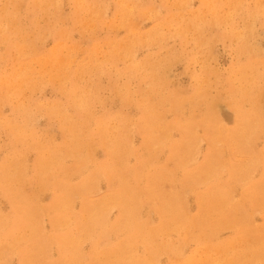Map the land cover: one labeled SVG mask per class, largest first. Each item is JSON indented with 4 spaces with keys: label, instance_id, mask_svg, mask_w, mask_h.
<instances>
[{
    "label": "rangeland",
    "instance_id": "obj_1",
    "mask_svg": "<svg viewBox=\"0 0 264 264\" xmlns=\"http://www.w3.org/2000/svg\"><path fill=\"white\" fill-rule=\"evenodd\" d=\"M181 1L182 0H138L139 8L133 12V18L136 22V27L134 28L135 34L138 33L137 35L144 36L154 32L160 36V39L155 42L136 48L134 50L133 63H153L156 60L161 59L165 68V74L164 80L160 81L159 86L162 87L163 96L165 98L170 96V94H179V97L183 99L193 95L196 90L205 94L202 97L194 95L196 101L195 107L191 108L189 105L185 106V104L184 108L178 109V113H175L172 110L171 104L167 103L168 101H165L162 104L163 106L157 105L159 106L157 113L160 117L157 127L168 128L170 133V143H180L183 134L178 130L179 126L188 121L187 119L189 117L191 119L192 117L200 119L205 113L207 105L210 104L211 106L212 104L218 126H220L225 132H231L237 127L236 112L234 108L230 106L231 100L227 97L231 95H227L226 93L230 87H240L241 84H249L252 90L251 93L259 97V112L262 119H264V15L262 13H259L258 16L256 15L257 17L255 18L252 29L253 33L250 34L249 39H247V46L242 49V52H240L239 46L241 47L242 42L241 40H236L232 36L235 30L243 31L241 28H245V23L251 20L250 13L248 12L250 11L249 9L253 7L252 0H242L240 9L237 12H234L232 7L224 1L225 3L223 2L222 6L217 9V12L219 15L222 14L225 16L229 14L231 16L227 21L208 28L202 33L199 39H197V36L192 32H189L186 35L183 34L182 36L176 35L174 33L177 29L175 21H170L169 24H163L164 26L160 24L164 20L170 19L171 15H180L184 20H188L191 17V12H200V10L203 9L202 0H184L186 6L183 5L181 7H176L174 3H180ZM88 6H98L101 9L100 15L97 16L95 18L96 21L93 22V26L95 27L92 30L84 28L86 26V24H84V22H86L85 13L79 12L78 14H75V8L69 0H63L61 14L62 16L67 17L76 15L75 17H78V19H70L65 22H60L52 15L48 17L49 19L42 17L41 12L38 10L35 18V25L30 23L29 18H26L28 13L22 15V26L27 29H33V32H37V34L40 33L38 40L41 42L37 46L40 50L39 54L44 55L49 51H52L55 49L53 47L57 43L61 44L60 54L62 57H66L64 56V53L67 52V50L68 52L70 51L69 53H65L67 56L70 55L69 66H67L70 74L69 80L65 83V87H60L56 80L49 81L46 75L40 76L38 74V66L35 65V62L31 60L30 56L25 57L24 55L18 58L13 51L5 52V47L0 45V80L8 77L13 71L19 70L21 66L26 65L35 72V77L37 82H39L36 87L31 88L34 90L27 89L23 86V92L20 97L9 95L7 98L0 100V165L6 159L16 158L17 161L20 162V165H18L20 175L23 174L21 177L23 180H21L20 190L27 196L33 195V197L36 198L34 201L36 202L35 212L37 214V219L34 222H31V226L24 223V221L26 222V219H23L22 221L20 220V224L16 226L21 229L19 234L24 238H27L30 234L29 232H32L35 228L39 230L40 235H43L46 238L55 236L56 230H54L51 225L53 213L43 209L50 208L53 205L51 198L55 195V197H59L60 188L61 190L73 188L74 186H80L81 182L84 181V178L89 177L92 179L88 183V190L83 192V195L71 194L72 199L70 201V206L68 211L64 214V220L65 222L67 220L66 224L69 225V232L73 237H77L80 233L79 230L74 227V224L75 220H80V217L82 218V216L85 215L84 206L86 204L89 206L96 205L99 202H102L106 196L111 194V191H117L116 185H113V183L116 182L110 181L108 176L106 178V176L104 177L103 175L91 174L94 169V164L97 165L107 162L106 150L100 144L102 136L99 137L96 133L97 124L95 120H101L105 124L104 126L108 129H112L113 127L117 128V122L127 125L126 131L120 134L121 139L126 138V148H124V150H126L124 154L126 166L134 167L138 162H147L150 159L145 150L142 149L143 136L141 130L139 132L135 129V124L141 122V119L143 118V113L141 109L138 108L137 104L139 100H141V96L144 94L143 91L140 95V89L147 88L152 83L151 78L149 77L151 74V67L148 65L147 69H141L137 72H129L128 68L131 65L129 60L118 56H110L114 42L116 40H122L128 36L127 27H117L116 25L117 20L119 19L118 15L116 16L118 8L116 0H89ZM113 19L114 27L111 25ZM31 25L34 27L31 28ZM150 25H153V28ZM163 29L166 31V34ZM62 30L69 33L67 36L69 38L60 36ZM231 30H233V32ZM49 33L52 35L56 34L58 37L54 38L53 36H49ZM57 47L58 46H56V48ZM11 54L13 55L11 56ZM17 58L18 61H16ZM205 68L210 69V74H205ZM240 68H242V76L244 80H240L239 72H237ZM75 73L79 74L76 76L74 75ZM53 74H55V72H53ZM81 74L84 76H81ZM236 75L237 77H235ZM75 76L77 78H75ZM59 77L61 78V76ZM80 78L83 79L80 80ZM90 87H93V93L95 96L92 95V93H87V88ZM69 89L70 91L74 89V91L77 92V95L84 96L87 94V98H90L88 108L93 119L87 122L86 127L92 136L91 138L85 136V141L87 140L88 145L86 144L78 151L82 157H86L85 155L90 148V159L92 163L87 161L83 167L79 168L77 160H75L72 155L65 157L63 160L64 173L61 174L59 172L54 174L50 178L51 184L49 183L46 188L42 189L37 180L38 174L36 175L39 153H43L46 150L49 151L54 147H67L65 142L70 139L68 128H64L61 125V122H59L58 117L51 115L49 110L53 106H59L73 118L81 117L83 115L77 109L72 107L70 99L67 96L68 92H70ZM0 95H3L1 89ZM124 100H126L125 103ZM153 103L157 104L156 98L153 99ZM225 103L226 105H224ZM17 105H24L25 111L23 113L18 112ZM242 107L244 110L250 108L247 103ZM116 117L120 121L115 120ZM1 119L4 120L2 121ZM12 120H15L19 126L24 127L25 135L23 139H21L24 143H21V141L16 143L13 139L12 136L14 129L7 126L5 123L12 122ZM63 123L64 122L62 121V124ZM194 133L197 137L196 143L194 144L196 147L193 148L192 155L190 154V156L184 160V164L186 163L188 171H193L197 166H202V164L205 163L208 154H211L215 147H222V144L218 141L213 145L210 142L209 145L204 125H194ZM210 134L216 139L219 138L215 125L210 126ZM109 137L112 136L109 135ZM35 144L41 146V149L38 152H35L32 148ZM252 149L256 153L264 150V131H259L255 135ZM150 155L152 156V153H150ZM155 156V158L149 160L151 161V164L148 167L142 168V171L148 175V181L143 178L141 186L146 184L147 187L148 184L153 183L152 179L161 171V173L158 174L161 178L160 181L162 180L163 183L158 185L157 189L168 191L169 187H171L173 190H176L175 192L181 191L182 185L180 179L186 174L184 175V171L179 169L174 160H172V151L169 150L168 145L158 150ZM217 160H220V164L231 162L232 164L238 165L242 162H247L248 158L236 149L229 147L228 151L224 149V151L221 152ZM177 169L178 171H175ZM225 169L226 168L222 169L220 167L219 172V180H221L223 184L228 183V174ZM120 170L124 171L122 168ZM179 171L181 172L179 173ZM179 174L181 176H179ZM128 175L130 176V174ZM263 175L264 170L261 167H258L249 173V179L253 182H258ZM221 176L223 179H221ZM165 177H173L174 179L170 178L164 180L163 178ZM212 182L213 180L210 179V194L216 189L212 185ZM111 183L112 185H110ZM154 185L156 184L154 183ZM89 189H91V191ZM207 189L208 185L199 184L194 190H184L182 191L183 194L181 201V211L184 216L191 219L201 218L199 222H204L205 220L209 221V226H206L204 229V235L201 234L199 226H195L192 227L188 239H184L183 242L177 229L172 226V223L169 220H166L163 225L165 226L163 227L164 232L160 233L162 236L156 237L153 241V245L159 247L163 242L168 241L171 248L179 252L180 259L178 261L170 259L169 254L162 251L165 249V247L162 246L154 255L155 261H153V264H181V262L189 259L192 255L195 257L201 253V247L208 244L209 238L210 244L213 246L222 241L236 240L238 244L237 248L243 250V253L245 248H251L254 250L255 248L253 247L255 245L264 242V206L259 209L255 204H251L252 199L248 197L251 196V192H248V177L247 180L243 178V181L235 186L229 197L230 204L232 205H237L239 202L244 201V203H242L243 207L236 213L227 212L225 218H221L219 214L211 212V210L208 219L200 216L198 198L200 197V194L206 193ZM39 192L41 195H45V198L43 195L41 196ZM122 197L123 196L121 195V198ZM112 198H116L113 193ZM217 198L218 195H216V199ZM210 201L211 206L216 202L213 197H211ZM129 204L130 202L128 201L127 205L129 206ZM11 206V202L0 193V216H8L11 212ZM130 207L134 208L136 211L134 223H137L138 226L142 225L143 229L146 226L148 227V225H153L152 227L156 229L161 226L162 223L158 214L151 209L150 204L146 199L140 198L138 206L135 207L133 203H131ZM102 210L105 216V225L98 226L94 229L91 235L93 239L89 236H83L80 233L82 237L80 238L81 242L79 246L80 248L78 247V252L83 259L84 264H88L90 260L97 257L98 249L102 248L103 250H107L109 248L113 251L118 250L120 246L126 249V253L123 255L124 264H132V260L133 262H140L139 264H152L151 262H145L149 257L144 242H142L145 233L143 231L137 232L136 230H133V226L127 230L129 227L128 220L126 219L127 221H125V216L124 220H121L118 208L112 207V204L106 209L102 208ZM240 213H244L246 216L238 219ZM18 214L20 217L25 216L21 207L18 209ZM232 220H236V225H242L244 229L248 230V235L242 237L241 233L236 230L238 227L227 228V225H223V221L229 222ZM220 222L222 223L221 225H219ZM41 225L43 226L41 227ZM115 225H119L118 230H114ZM91 230L92 229H90V231ZM60 233L65 234L67 232L64 228H61L58 229L56 235H59ZM198 233L200 235H198ZM2 241H5L4 232H0V242ZM96 243L98 244L97 246ZM122 243H125V245H122ZM32 247L31 243L19 241L14 249H8L0 256V264H21V262L29 255L28 252ZM151 255L153 254L150 253V256ZM246 255H244V260L247 261L246 264H254L251 260L246 259ZM62 257L61 250H59L58 246L50 245L46 249L45 255L40 256L38 263L35 264H72L67 257Z\"/></svg>",
    "mask_w": 264,
    "mask_h": 264
},
{
    "label": "bare ground",
    "instance_id": "obj_2",
    "mask_svg": "<svg viewBox=\"0 0 264 264\" xmlns=\"http://www.w3.org/2000/svg\"><path fill=\"white\" fill-rule=\"evenodd\" d=\"M224 1L232 7V10L234 12H237L242 4V0H202L203 9L200 10V12H191L192 13L191 17L188 20H184L180 15H171L170 19H166L160 24L165 25V24H169L170 21L173 22L175 21L177 25V29L174 33L176 35L182 36L183 34L186 35L187 33L192 32L195 36H197V39H199L202 33H204L208 28L227 21L231 16L229 14L225 16H223L222 14L219 15L217 12V9H219L222 6ZM62 2L63 0H29V1L0 0V45L5 47L6 50L5 52L13 51L18 56V58L24 55L25 57L30 56L31 60L35 62L36 66H38V71H39L38 74L40 76L46 75L49 81L56 80L60 87L62 86L65 87L66 86L65 83L67 82V80H69V74H70L69 68L67 67L69 66V62H70V55L69 54H68L69 56L65 55V53H67L68 50L67 52L64 53V56L66 57H62L60 54L61 44L56 42L57 44L53 47L55 49L49 51L47 54L44 55L39 54L40 50L39 47L37 46L41 42L40 40H38L39 39L38 36H40V33L37 34V32H33V29H27L21 24L22 15L28 13V16H26V18H29L30 23L36 25L35 18L37 16L38 10L41 12L42 17L48 18L50 15H52L53 17L57 18L60 22H65L70 19L71 20L78 19V17H75L76 15L75 16L72 15L70 17L62 16L61 14ZM69 2H72L75 8V12H76L75 14H78L79 12L85 13L86 22H84V24H86V26L84 28L92 30L95 27L93 26V22L96 21L95 18L99 16L101 13L100 7L88 6L89 0H69ZM116 4L118 6L116 16L118 15L119 18L117 20L116 25L117 27L120 26L127 27L128 36H126L122 40H116L114 42L110 56L111 55L118 56L120 58L129 60L131 63L130 67L128 68L129 72H134V71L137 72L138 70L141 69H147L148 65H150L149 67H151V74L149 77L151 78L152 83L150 84L149 87L140 89V95L142 94L143 91L144 94L141 96V100H139L137 104L138 108H140L143 113V118L141 119V122H137L135 124L136 125L135 129H137L139 132L141 130V134L143 136L142 149L145 150V152L148 154L150 158L147 159L151 160L152 158L156 157L155 155L158 150L168 145L169 150L172 151V156H171L172 160H174V162L179 167V169H182L184 171V175L185 174L186 175L180 179L182 187H181V191L178 192H175L176 190H173V188L171 187H169L168 191L157 189L158 185H161L163 183L162 180L160 181L161 178L159 177L161 171L158 172L159 174L156 171L157 176L152 179L153 183L148 184L147 187L146 184L141 186L142 184L141 181L143 178L146 181H148V175L142 171V168L148 167L151 164V161L149 160L147 162L140 161L134 167H128L125 165L124 154L126 150H124V148H126V138L121 139L120 134L126 131L127 125L122 124L121 122H117L116 124L118 125L117 128L113 127L112 129L110 128L108 129L106 128V126H104L105 124L101 120H95L97 124L96 133L99 135V137L102 136V140L100 144L106 150L107 162L97 165L94 164L93 166L94 169L91 174L103 175L104 177L106 176V178L108 176L110 181L116 182L113 183V185L114 184L116 185L117 191L116 190L111 191L114 194V196H116V198H112V193L110 192L111 194L106 196V198H104L102 202H99L98 204L96 205L94 204L91 206L86 204L84 206L85 215H83L82 218L80 217V220L79 219L75 220L74 227L78 229L83 236H89L90 238H92L91 235L94 229L98 226L105 225V219H104L105 216L103 214L102 208L106 209L109 207L110 204H112V207L118 208L119 216L121 220H124V216H125V221L128 220L129 227L127 228V230L130 229L131 226H133V230H136L137 232L143 231L145 233L143 235L142 242H144L146 251H148L149 253L148 254L149 257L145 262H151L153 264V261H155L154 255L158 252V250L162 246L165 247V249H163L162 251L168 253L170 259L178 261L180 259V256L178 254L179 252L171 248L170 243L168 241L163 242L159 247H155L153 245L154 239L156 237L162 236V234L160 233L164 232L163 227L165 226L163 225L165 224L166 220H169L172 223V226H174V228L177 229L183 242L184 239L185 240L188 239L192 227L199 226V230L201 234L204 235L205 227L209 226L208 225L209 221L205 220L204 222H199L201 218L191 219L183 215V212L181 211L182 210L181 201L183 194L182 191L194 190V188L199 184L208 185L207 192L204 194H200V197L198 198V209L200 212V216H202L203 218L206 217L208 219L211 210V212H216L217 214H219L221 218L222 217L225 218L227 212L236 213L239 212L240 209L243 207L242 203H244V201L239 202L237 205H232L230 204L229 197L232 194L235 186L239 185L243 181V178L247 180L248 177V189H249L248 192L249 193L251 192V196L248 197L252 199L251 204H255L256 207H258L259 209L260 207L263 208L264 206V177H263L264 175L259 179L258 182H253L251 179H249V173L257 169L258 167H261L264 170V150L256 153L252 149V143L255 135L259 131L261 132L264 131V119H262V117L260 116L261 114L259 112V97L251 93L252 90L249 84L246 85L241 84L240 87L238 86L236 88L230 87L227 90L226 94L231 95L227 97H229V99L231 100L230 106H232L236 112V126H237L236 129L232 130L231 132H225L224 130H222L220 126H218L217 124V118L214 116V110L212 108V104L211 106L209 104L207 105L206 111L200 117V119H195L193 117L191 119L189 117L187 119L188 121H186L184 124H181L179 126L178 130H180L183 134L182 141L180 143H170L169 142L170 133L168 131V128L157 127L158 122L160 120V117L158 116L157 113L159 106L157 105H162L165 101H168L167 103L171 104L172 110L175 113H178V109H182L187 105H189L191 108L195 107L196 101L194 95L197 97H202L205 94L200 93L196 90L193 95L189 97H185L183 99L179 97V94H170V96L166 98L163 96V90L162 87L159 86V84L160 81L164 80L165 68L162 64L161 59H158L153 63H149V62L140 63V64L133 63L134 50L139 46L148 45L152 42H155L156 40L160 39V36H158L157 33L154 32H152L154 33L153 35H151L152 34L151 33L144 36L137 35L138 33L137 34L134 33L136 22L133 18V12L134 10L139 8L138 0H116ZM174 4L176 7L179 6L181 7L183 5L186 6L184 0H182L180 3L175 2ZM252 4L253 7L249 9L250 11L248 12L250 13L251 20L245 23V28L244 27L243 29L241 28V30L243 31L235 30L232 36L236 40H241L242 45L241 47L239 46L240 52H242V49H244L247 46V39H249V35L253 33L252 29L255 18L258 16L259 13H262L264 15V0H252ZM113 24H114V19L111 21L112 26ZM33 27L34 26H32L31 28ZM231 31L233 32V30ZM164 33L166 34V31ZM68 35L69 33L65 30H62L60 32V36L67 37ZM49 36H53L54 38L58 37V35L56 34L53 35L50 34ZM56 46L58 47L56 48ZM12 55L13 54H11V56ZM18 58L16 59V61H18ZM53 72H55V74H53ZM204 72L206 75H208L210 74V69L205 68ZM237 72H239L240 80H244L242 76V68L237 70ZM78 74L79 73H75L74 75L77 76ZM59 76H61V78ZM76 76L75 78H77ZM81 76L84 75L81 74ZM235 77H237V75ZM82 79L83 78H80V80ZM37 83L39 82H37V79L35 77V72L30 67L23 65L19 70L13 71L8 77H5L0 80V89L2 90L3 93V95H0V100L7 98L9 95L20 97L23 92V88H24L23 86H25L27 89L34 90L31 88L36 87L38 85ZM87 93L90 94L92 93V95H94L93 87L87 88ZM67 96L70 99V103L72 107L77 109L83 115L81 117L73 118L71 115H68L65 112V110H62V108H60L59 106H53L49 110V113L51 115L58 117L59 122H61V125L64 128H68L70 132V139L69 141L65 142L67 147H54L49 151L46 150L43 153H39V157L37 160L38 163H37L36 175L38 174L37 180L42 189L46 188V186L49 183L51 184L50 178L54 174L59 172L61 174L64 173L63 160L65 159V157L72 155V157L75 160H77V165L79 168L83 167L85 162L87 161H90V163H92L90 159V151H91L90 148L87 154L85 155L86 157H82L78 151L81 147L85 146L86 144L88 145L87 140L85 141V136H88V138H91L92 136V134L87 130L86 127L87 122L93 119V116L89 112V108H88V105L90 104V98L89 99L87 98L88 97L87 94L84 96L77 95V92H75L74 89L68 92ZM155 98L157 99V104L153 103V99ZM125 102L126 100H124V103ZM245 103H247L250 106L248 110H244V108L242 107ZM224 105H226V103ZM17 111L23 113L25 111V106L17 105ZM115 120L120 121L117 117L115 118ZM62 121L64 122L63 124ZM5 123L7 126H10L12 127V129H14L12 137L15 140V142L16 143L20 142L25 135L24 127L19 126L15 120H12V122H5ZM196 124L205 126L209 145L210 142L213 145L218 141L219 143L222 144V147L221 148L215 147L212 153L208 154V156L206 157V161L204 164H202V166H197L196 168H194L193 171H188V168L186 167V163L184 164V160L190 156L193 148L196 147L194 146L197 139L194 133V125ZM212 125H215L216 132L218 133L219 138L217 139L213 135L211 136V134L213 133L210 134V126ZM109 135H111L112 137H109ZM21 143L24 142L21 141ZM229 147H232L237 151H239L240 153L246 155L248 158L247 162H242L238 165L232 164L231 162L220 164L221 162L220 160H217V158L219 157L221 152L224 151V149L228 151ZM32 148L35 152H38L41 149V146L35 144ZM150 153H152V156L150 155ZM18 165H20V162H18L16 158L6 159L0 165V193L7 200H9L12 205L11 212L8 214V216H4V217L0 216V232H4V239H5V241L0 242V256L4 254L8 249L9 250L14 249L19 241H26L27 243H31L33 247L30 248L28 252L29 255L21 262V264L38 263L40 256L45 255L46 249L50 245L58 246L59 250H61V257L62 256L67 257L72 264H84V261L78 252V247L80 246V242H81L80 238L82 236L80 233L79 235H77V237L71 236L69 232V225L66 224L67 220L66 222L64 220V214L68 211V208L70 206V201L72 199L71 194H75V195L77 194L80 196L83 195V192L88 190L87 189L88 183L92 179H90L89 177L84 178V181L81 182L80 186H74V187L72 186L73 188H66L64 190H61L60 188L59 197H55L56 196L55 195L54 197L51 198L53 205L50 208L43 209L53 213L52 216L53 219L51 225L53 229L56 230L54 237L46 238L45 236L40 235L39 230L35 228L32 232H29L30 234L27 236V238H24L21 234H19L21 229L16 226L20 224V220L22 221L23 219L24 220L26 219V222L24 221V223L30 225L31 222H34L37 219V214L35 212L36 202L34 201V199L36 198L33 197V195L27 196L20 190L21 180H23L21 177L23 176V174L20 175V169L18 168ZM119 167H121L124 171H121L120 170L121 168ZM220 167L222 169L226 168L225 170L226 173L228 174V183L226 184H223V182L219 180ZM175 171H178V169ZM180 172L181 171H179V173ZM127 173L130 174V176ZM167 173L169 174V172ZM179 176L181 175L179 174ZM170 178L172 179L173 177ZM170 178L165 177L163 179L168 180ZM210 179L213 180L212 185L216 188L213 190L211 194H210ZM221 179H223L222 176ZM154 183L156 185H154ZM110 185H112V183ZM89 190L91 191V189ZM121 195L123 196L122 198ZM216 195H218L217 199H216ZM43 196L45 198V195ZM211 197H213L216 200L213 206L210 205ZM140 198L146 199L147 202L150 204L151 209L158 214L160 221L162 223L158 229L152 227L153 225L152 226L148 225V227L146 226L143 229L142 225L138 226L137 223H134L136 211L134 208L130 207V204L133 203L135 207L138 206L140 202ZM128 201L130 202L129 206L127 205ZM19 207H21L22 210L24 211L25 214L24 217L19 216L18 214ZM238 216H239L238 219H241V217L246 216V214L240 213V215ZM221 224L222 223L220 222L219 225ZM236 224H237L236 220L234 221L232 220L229 222L223 221V225H227L226 226L227 228L238 227V229L236 230L241 233V236L242 237L247 236L248 230L244 229L242 225L239 224L236 225ZM42 226L43 225H41V227ZM114 227H115L114 230H118L119 225L118 226L115 225ZM61 228L62 229L64 228V230L67 233L65 234L60 233L59 235H56L58 229ZM90 229L92 230L90 231ZM198 235L200 234L198 233ZM125 243H122V245H125ZM97 245L98 244L96 243V246ZM237 247L238 244L236 240H228L225 242L222 241L221 243L213 246L210 244V238H209L208 244L203 245V247H201L202 250L201 253H199L195 257H193L192 255V257L184 260V262H181V264H246L247 261L244 260V255L246 254H247L246 259L251 260L254 264H264V242L255 245L253 247L255 248L254 250L251 248H245L244 253L243 250H239ZM125 250L126 249H124L122 246H120L118 250H113V251L110 250L109 248L107 250H103L102 248H100L97 250V257L90 260L88 264H96V263L124 264L123 255L126 253ZM150 253H152L153 255L150 256ZM131 263L139 264L140 262L137 261L133 262L132 260Z\"/></svg>",
    "mask_w": 264,
    "mask_h": 264
}]
</instances>
